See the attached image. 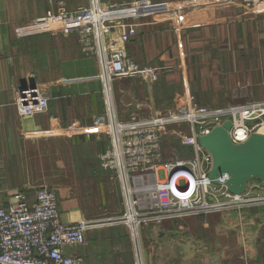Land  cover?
I'll list each match as a JSON object with an SVG mask.
<instances>
[{
  "label": "crops",
  "instance_id": "1",
  "mask_svg": "<svg viewBox=\"0 0 264 264\" xmlns=\"http://www.w3.org/2000/svg\"><path fill=\"white\" fill-rule=\"evenodd\" d=\"M57 1L0 0V203L7 205L17 190L34 196L36 186L47 184L57 191L62 220L76 222L122 205L108 192L112 178L99 159L106 136L79 128L93 127L105 110L106 86L95 78V59L80 51L75 34H15L17 25ZM66 1L70 9L87 4ZM182 22L178 29L168 23L142 26L128 42L127 54L143 65L174 68L150 89L135 79L114 81L121 117L186 90L212 104L227 103L230 95L264 99V3L205 4L184 14ZM31 73L52 83V98L46 112L21 117L16 90ZM66 251L84 264H264V212L193 215L148 225L137 236L126 225L94 229L86 243Z\"/></svg>",
  "mask_w": 264,
  "mask_h": 264
},
{
  "label": "built area",
  "instance_id": "2",
  "mask_svg": "<svg viewBox=\"0 0 264 264\" xmlns=\"http://www.w3.org/2000/svg\"><path fill=\"white\" fill-rule=\"evenodd\" d=\"M231 0H87L70 9L65 0L15 27L17 37L43 33L79 38L82 51L96 59L95 78L105 82V110L95 116L94 129L106 136L99 154L101 166L110 174L111 192L121 207L113 212L76 222L61 218L57 191L47 184L35 187L34 196L17 190L7 205L0 203V264H84L66 247L87 242L94 229L126 225L137 236L141 228L165 221L214 212L257 209L264 212V182L242 193L232 192L228 174L209 171L212 155L199 140L225 120L233 142L246 140L264 125V99L223 104L202 103L190 90L178 100L138 107L126 117L115 108L112 83L136 79L147 89L172 65H143L127 54V44L145 25L160 23L182 27V16L202 5ZM252 6L264 0H237ZM52 83L31 73L16 90L14 104L19 116H33L49 109ZM149 91V90H148ZM98 119L100 120L98 123ZM163 171L164 177H160Z\"/></svg>",
  "mask_w": 264,
  "mask_h": 264
},
{
  "label": "water",
  "instance_id": "3",
  "mask_svg": "<svg viewBox=\"0 0 264 264\" xmlns=\"http://www.w3.org/2000/svg\"><path fill=\"white\" fill-rule=\"evenodd\" d=\"M227 119L208 133L199 135L201 145L212 155L209 176L218 182L217 174L226 172V184L234 193L244 192L252 179L264 182V132L257 130L241 142H233Z\"/></svg>",
  "mask_w": 264,
  "mask_h": 264
},
{
  "label": "rangeland",
  "instance_id": "4",
  "mask_svg": "<svg viewBox=\"0 0 264 264\" xmlns=\"http://www.w3.org/2000/svg\"><path fill=\"white\" fill-rule=\"evenodd\" d=\"M59 1H62V0H58L57 1V4H56V6H54V8H50V9H56V7L58 6V3H59ZM168 1H170V0H160V2H168ZM179 1V0H178ZM187 0H181V2H186ZM65 2H66V4H67V1L65 0ZM87 2V1H86ZM126 2H129V1H126ZM116 3H119V2H116ZM83 5V4H82ZM82 5H80V6H82ZM49 9H47L46 11H48ZM46 13V12H45ZM45 13L44 14H42V15H40L39 17H42V16H44L45 15ZM43 34H52V33H43ZM139 34V33H138ZM40 35V34H39ZM61 35H63V34H61ZM70 35H73V34H70ZM70 35H67V36H70ZM76 35V34H75ZM66 36V35H65ZM77 38H78V36H77ZM132 41V40H131ZM78 44H79V47H80V51L86 56V57H92L93 59H96L94 56H92V55H87V54H85L83 51H82V48H81V46H80V42H79V38H78ZM96 61V60H95ZM142 64V63H141ZM136 80V79H135ZM136 95L137 96H140V92L138 91V90H136ZM178 98H179V95H177L176 97H174V98H172V100L171 101H168V102H173V101H175V100H178ZM229 102H238L239 101V98L237 97V96H232V95H230V98H229V100H228ZM260 127H262V125L260 126ZM160 177H164V173H163V171H161L160 172ZM255 181H257V179H252L249 183L251 184V185H254V184H257V183H259V182H257V183H254L253 184V182H255ZM249 186V185H248ZM112 190H110V185L108 186V192L111 194V196H112V198H114V194L111 192ZM116 198H119L118 196H116ZM120 208V206L117 208V209H119ZM105 213H107V212H105ZM100 214H103V213H100ZM203 215V214H202Z\"/></svg>",
  "mask_w": 264,
  "mask_h": 264
},
{
  "label": "bare ground",
  "instance_id": "5",
  "mask_svg": "<svg viewBox=\"0 0 264 264\" xmlns=\"http://www.w3.org/2000/svg\"><path fill=\"white\" fill-rule=\"evenodd\" d=\"M260 131L264 132V125L260 128Z\"/></svg>",
  "mask_w": 264,
  "mask_h": 264
},
{
  "label": "trees",
  "instance_id": "6",
  "mask_svg": "<svg viewBox=\"0 0 264 264\" xmlns=\"http://www.w3.org/2000/svg\"><path fill=\"white\" fill-rule=\"evenodd\" d=\"M199 102H203L204 103V101H199Z\"/></svg>",
  "mask_w": 264,
  "mask_h": 264
}]
</instances>
